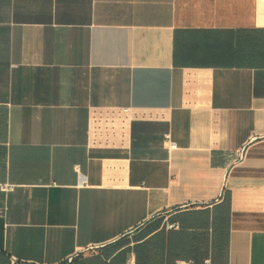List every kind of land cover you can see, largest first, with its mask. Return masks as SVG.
I'll use <instances>...</instances> for the list:
<instances>
[{
  "label": "crops",
  "instance_id": "obj_1",
  "mask_svg": "<svg viewBox=\"0 0 264 264\" xmlns=\"http://www.w3.org/2000/svg\"><path fill=\"white\" fill-rule=\"evenodd\" d=\"M179 262L264 264V0H0V264Z\"/></svg>",
  "mask_w": 264,
  "mask_h": 264
},
{
  "label": "built area",
  "instance_id": "obj_2",
  "mask_svg": "<svg viewBox=\"0 0 264 264\" xmlns=\"http://www.w3.org/2000/svg\"><path fill=\"white\" fill-rule=\"evenodd\" d=\"M127 111V110H126ZM166 142L169 144V148L174 149L176 147V144L172 142L170 134L166 135ZM12 186L5 187L6 190H12ZM168 229H178L179 226L177 223H170L167 225ZM178 264H183V262H179Z\"/></svg>",
  "mask_w": 264,
  "mask_h": 264
}]
</instances>
